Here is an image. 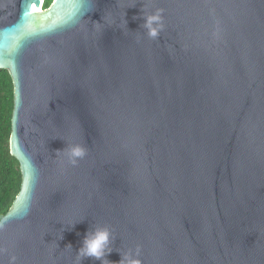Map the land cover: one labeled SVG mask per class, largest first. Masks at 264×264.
Wrapping results in <instances>:
<instances>
[{
	"label": "water",
	"instance_id": "95a60500",
	"mask_svg": "<svg viewBox=\"0 0 264 264\" xmlns=\"http://www.w3.org/2000/svg\"><path fill=\"white\" fill-rule=\"evenodd\" d=\"M43 3L24 24L0 0L21 173L0 264H101L77 250L105 227L110 264H264V0Z\"/></svg>",
	"mask_w": 264,
	"mask_h": 264
},
{
	"label": "trees",
	"instance_id": "16d2710c",
	"mask_svg": "<svg viewBox=\"0 0 264 264\" xmlns=\"http://www.w3.org/2000/svg\"><path fill=\"white\" fill-rule=\"evenodd\" d=\"M51 2L44 0L43 8ZM12 110V80L7 70L0 69V219L11 207L21 184L19 163L9 149Z\"/></svg>",
	"mask_w": 264,
	"mask_h": 264
},
{
	"label": "clouds",
	"instance_id": "9594fccd",
	"mask_svg": "<svg viewBox=\"0 0 264 264\" xmlns=\"http://www.w3.org/2000/svg\"><path fill=\"white\" fill-rule=\"evenodd\" d=\"M142 27L145 30L149 38L155 39L158 37L160 31L163 30V18L162 10L157 9L154 14L146 15L143 18ZM72 157H83L85 152L80 147H74L71 150ZM73 164L76 163L75 159L71 161ZM111 233L108 228H97L92 232H87L82 240V246L77 250L78 259H88L100 261L101 264H110V262L105 258L113 250L110 246ZM68 247H72L70 244ZM139 255V249L135 253L129 252L124 256H121L118 264H141V261L136 258ZM15 259L14 257L12 258Z\"/></svg>",
	"mask_w": 264,
	"mask_h": 264
},
{
	"label": "snow or ice",
	"instance_id": "6c2138e0",
	"mask_svg": "<svg viewBox=\"0 0 264 264\" xmlns=\"http://www.w3.org/2000/svg\"><path fill=\"white\" fill-rule=\"evenodd\" d=\"M64 0H53L54 4H57V6H62ZM88 0H76V8L79 10V8L83 7ZM41 0H25V7L23 12V22L24 24H28L33 20V13L38 12L41 10L40 7ZM63 22L67 23L68 20L72 19V17H69L68 20H64L63 17H61ZM54 25L50 26H44L39 29V31L33 27L30 28L28 31L22 33L23 36H35L39 35L42 32H48L51 31ZM4 59L2 56H0V60ZM24 169L27 171V179L30 180L32 175V168L31 165L26 161L24 165Z\"/></svg>",
	"mask_w": 264,
	"mask_h": 264
},
{
	"label": "bare ground",
	"instance_id": "6f19581e",
	"mask_svg": "<svg viewBox=\"0 0 264 264\" xmlns=\"http://www.w3.org/2000/svg\"><path fill=\"white\" fill-rule=\"evenodd\" d=\"M39 13H41V10L39 11Z\"/></svg>",
	"mask_w": 264,
	"mask_h": 264
}]
</instances>
